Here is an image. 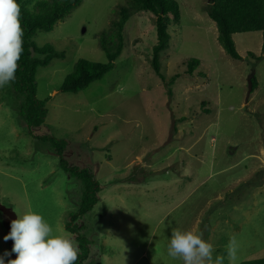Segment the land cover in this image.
I'll return each instance as SVG.
<instances>
[{
	"label": "rangeland",
	"instance_id": "obj_1",
	"mask_svg": "<svg viewBox=\"0 0 264 264\" xmlns=\"http://www.w3.org/2000/svg\"><path fill=\"white\" fill-rule=\"evenodd\" d=\"M128 1L81 0L51 31L33 37L38 47L64 52L35 72L36 98L47 110L39 128L28 132L10 83L0 88L4 264L16 258L4 237L18 215L34 211L59 232L80 203L81 182L60 168L42 136L66 141L62 157L101 185L97 203L76 222L92 249L86 264H182L167 253L174 228L202 232L223 264L231 237L235 264L264 257L261 32L233 34L241 59H232L205 13L208 0H175L179 21L167 26V48L158 56L162 81L151 66L154 16L131 11L113 68L75 94L61 92L77 60L107 62L100 37L105 33L114 48L111 24ZM194 58L199 65L187 74ZM251 72L257 86L245 103Z\"/></svg>",
	"mask_w": 264,
	"mask_h": 264
},
{
	"label": "trees",
	"instance_id": "obj_2",
	"mask_svg": "<svg viewBox=\"0 0 264 264\" xmlns=\"http://www.w3.org/2000/svg\"><path fill=\"white\" fill-rule=\"evenodd\" d=\"M80 2L81 0H17L21 9L20 23L24 33L23 52L18 61L15 79L10 82V86L15 98L17 113L29 133L43 124L47 114L45 102L36 98V69L39 66H46L53 58H63L64 56V52L56 51L50 45L36 46L33 37L38 31H51L54 25L62 21ZM127 5L129 7L118 8L119 18L111 24V29L115 32L114 48L108 49V39L105 33L100 37L101 48L106 52L107 62L95 63L84 59L77 60L73 72L64 78L59 89L61 92L75 94L85 89L90 83L101 79L113 68L114 61L123 47L122 31L131 11L149 12L154 16L156 43L151 49V66L161 80H164L160 74L158 56L161 51L167 48L169 39L167 26L171 22L179 21L178 4L175 0H129ZM205 13L215 23L217 41L230 58L241 59L232 40V35L235 33L261 32L262 50L264 51V0H208ZM247 55L256 62L262 58L252 53ZM198 65V59H190L187 62V74H191ZM256 86V80L253 78L252 91ZM39 139L43 143H48L51 151L58 156L60 168L82 184L79 206L75 212L69 213L65 229L74 235L78 245V259L74 264H86L92 249L87 238L81 232L83 227L76 222L81 216L91 211L97 203L101 185L89 169L70 165L62 157L66 141L50 136H42ZM98 262L99 259L91 261L89 264ZM239 264H264V257L246 260Z\"/></svg>",
	"mask_w": 264,
	"mask_h": 264
},
{
	"label": "clouds",
	"instance_id": "obj_3",
	"mask_svg": "<svg viewBox=\"0 0 264 264\" xmlns=\"http://www.w3.org/2000/svg\"><path fill=\"white\" fill-rule=\"evenodd\" d=\"M21 9L17 0H0V88L15 79L18 61L23 52ZM12 240L16 258L8 264H74L78 259V245L70 231H54L43 216L28 210L11 222V230L4 237ZM229 264H235L236 240L229 239ZM213 245L203 239L196 229L174 228L167 244L168 255L182 264H223L224 257H213ZM10 253L5 252V256ZM0 264L4 258L0 257Z\"/></svg>",
	"mask_w": 264,
	"mask_h": 264
},
{
	"label": "water",
	"instance_id": "obj_4",
	"mask_svg": "<svg viewBox=\"0 0 264 264\" xmlns=\"http://www.w3.org/2000/svg\"><path fill=\"white\" fill-rule=\"evenodd\" d=\"M253 78H254V73L251 72L250 75H248L247 80H246L247 89H246V96H245V100H244L245 103L248 101V97L250 96V93L252 91V79Z\"/></svg>",
	"mask_w": 264,
	"mask_h": 264
},
{
	"label": "crops",
	"instance_id": "obj_5",
	"mask_svg": "<svg viewBox=\"0 0 264 264\" xmlns=\"http://www.w3.org/2000/svg\"><path fill=\"white\" fill-rule=\"evenodd\" d=\"M165 145H167V146H168L169 144H165Z\"/></svg>",
	"mask_w": 264,
	"mask_h": 264
}]
</instances>
